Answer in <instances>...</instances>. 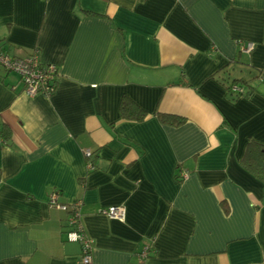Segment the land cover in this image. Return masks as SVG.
Here are the masks:
<instances>
[{"label": "crops", "instance_id": "0c3cea01", "mask_svg": "<svg viewBox=\"0 0 264 264\" xmlns=\"http://www.w3.org/2000/svg\"><path fill=\"white\" fill-rule=\"evenodd\" d=\"M0 45L58 67L29 95L0 65V264H81L53 190L81 200L92 264H264V180L244 161L264 143V0H0ZM238 67L263 73L233 97Z\"/></svg>", "mask_w": 264, "mask_h": 264}, {"label": "built area", "instance_id": "2783aa9c", "mask_svg": "<svg viewBox=\"0 0 264 264\" xmlns=\"http://www.w3.org/2000/svg\"><path fill=\"white\" fill-rule=\"evenodd\" d=\"M253 46L252 42H246L244 49L248 51ZM0 65L7 69L16 71L24 85L23 91L29 95L37 93L51 94L55 89L58 67L53 63H45L40 59L38 51L35 50L25 56H17L8 53L0 45ZM235 90H241V87L234 86ZM86 156L92 154L91 150L85 151ZM93 167V164L89 162ZM186 171H181L180 176L185 177ZM49 203L68 210L70 213L71 227L66 231V238L70 241H80L82 244L81 264H92V243L91 239L83 232L79 223V208L81 200L77 199L68 204L59 201V192L53 190L50 194ZM111 217L124 218L126 214L123 205H110L101 210ZM149 247L145 246L139 251V258L143 259L148 256Z\"/></svg>", "mask_w": 264, "mask_h": 264}, {"label": "trees", "instance_id": "16d2710c", "mask_svg": "<svg viewBox=\"0 0 264 264\" xmlns=\"http://www.w3.org/2000/svg\"><path fill=\"white\" fill-rule=\"evenodd\" d=\"M235 63H242L245 65H250L248 63H243L242 60L239 58L234 59ZM226 66H224L225 68ZM263 73L262 70L257 69L254 71L252 77H257ZM181 81L186 82L185 79H181ZM224 83H227L225 79H223ZM234 86H239L245 88L242 90H235L233 89ZM256 88V85L251 83L249 79L244 76L241 77H232L230 81L227 83V89L231 96L239 97L241 95H249L252 93ZM120 109L121 113L124 117L130 119H142L147 114V111L144 110L141 106H139L133 99L129 96L124 95L120 101ZM159 116L163 120L170 121L171 123H181L185 120V117L176 115V114H167L159 112ZM244 161L246 165L254 171L262 180H264V143L259 142L255 139H250L246 152Z\"/></svg>", "mask_w": 264, "mask_h": 264}, {"label": "rangeland", "instance_id": "374dc122", "mask_svg": "<svg viewBox=\"0 0 264 264\" xmlns=\"http://www.w3.org/2000/svg\"><path fill=\"white\" fill-rule=\"evenodd\" d=\"M243 67H238L236 69L231 70L232 74L234 77H241L244 76L247 79H249L251 82H253L254 84L258 83V78L257 77H252V75L254 74V72L252 70L249 69H242ZM260 83V82H259Z\"/></svg>", "mask_w": 264, "mask_h": 264}]
</instances>
